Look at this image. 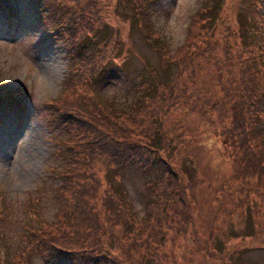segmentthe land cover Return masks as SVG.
<instances>
[{
    "label": "rangeland",
    "instance_id": "374dc122",
    "mask_svg": "<svg viewBox=\"0 0 264 264\" xmlns=\"http://www.w3.org/2000/svg\"><path fill=\"white\" fill-rule=\"evenodd\" d=\"M5 2L12 5L16 14L13 18L16 28L8 29L0 14V84L18 91L26 105L28 99L30 103L23 123L12 120L10 124L7 120L14 127L9 129L10 134L3 133L0 127V264H9L8 253H20L15 250L23 239L26 223L31 221V209L46 220L55 218L53 195L61 183L57 171L65 163L67 134L62 126L65 114L54 105V100L69 89L65 88L68 78L80 74L74 95L79 88L89 95L92 88L103 101L113 103L114 110H126L128 104L139 98L141 85L166 83L174 71L186 73L188 62L195 67L200 87L207 80L224 86L231 74L223 61L217 65L213 57L227 44L235 49L245 39L255 45L253 55L264 60V0H146L142 17L135 16L133 4L126 0ZM63 5L65 9L72 5L77 11H66L64 23L58 19ZM205 6L211 9L201 12ZM76 13H85L83 20L89 23L82 28L83 32L76 33L77 49L73 41L58 39L70 16ZM197 13L206 19L214 18V33L205 36L201 27L202 35L197 34L198 29L193 32L195 44L184 48ZM148 31L156 32L157 43L168 48L167 70L152 48L154 41L145 37ZM62 35L70 38L66 31ZM114 36L120 42L123 39L122 47ZM203 52L206 55L196 56ZM97 72L101 74L90 87V74ZM259 84L262 89L259 109L264 111V74ZM218 87L215 89L219 90ZM210 88L203 91L214 98L213 102H220L222 90L213 95V87ZM152 93L148 90L147 95ZM187 112L186 105H177L163 116L166 134L172 140L170 146L174 147L170 149L166 143L158 153V157L176 168L183 183L189 181L185 194L191 201L194 227L199 234L196 237L200 239L192 235L176 239L173 249L176 264H264V211L249 215L245 210L248 202L233 209L232 203L222 198L237 183L231 175V157L220 137L227 116H218L216 111L200 106H196L194 114ZM205 119L214 122L210 124ZM215 119H221V123L216 124ZM257 126L264 136V114ZM159 176L160 169L154 167L144 174L128 166L110 170L107 181L124 198L135 217L142 219L147 205L143 196L147 192L146 182ZM253 202L264 204L262 199ZM163 247L165 252L171 249L168 243ZM63 258L33 253L29 264H72Z\"/></svg>",
    "mask_w": 264,
    "mask_h": 264
},
{
    "label": "trees",
    "instance_id": "16d2710c",
    "mask_svg": "<svg viewBox=\"0 0 264 264\" xmlns=\"http://www.w3.org/2000/svg\"><path fill=\"white\" fill-rule=\"evenodd\" d=\"M122 1L119 0V3ZM126 2L133 4L135 16L144 15L146 0ZM11 6L5 0H0V14L6 21L4 25L8 29H15L13 18L16 14ZM66 9L63 5L58 14V19L63 23L67 17L66 11L77 12L72 5H67ZM209 9V6H205L201 12ZM84 14L70 16L58 39H69L74 43L76 33L83 32L82 28L89 25L83 20ZM203 17L201 13L194 17L184 48L195 44L193 32L197 29L198 35H202L201 27L205 36L214 33V18ZM202 19L206 20L203 22ZM139 24L142 25L141 22ZM64 31L70 34V38L62 35ZM146 34L147 39L154 41L152 48L159 54L163 69L167 70L170 66L167 61L168 48L161 42L157 43L159 37L156 32L148 31ZM114 38L122 47L123 39L120 42L119 38ZM74 45L77 49L78 46ZM254 46L244 39L235 49L227 44L221 53L217 52L218 55L213 57L217 65H220L217 62L223 61V66L231 74L224 86L213 81L208 83L207 80L200 87L195 78V67L188 62L186 73L176 70L166 83L141 85L139 98L128 104L126 110H114L113 103L103 101L92 88L88 90L89 95L84 94L83 89L80 91L81 88L74 95L80 74L73 79L68 78L65 88L69 89L54 100V105L65 114L62 126L67 134L63 150L65 163L57 171L61 183L53 195L55 218L46 220L31 209V221L26 223L23 239L15 250L20 253H8L9 264H29V256L33 253L43 257L56 255L68 258L72 264H163L166 260V264H176L173 250L176 239L179 236L199 235L194 227L191 201L185 194L189 181L183 183L176 168L158 157L159 150L165 148L166 143L170 149L174 147L170 146L172 140L166 134L163 116L177 105H186L188 114H194L196 106H200L216 111L218 116H227L220 137L231 157V175L237 183L236 188L223 193L222 198L232 203L233 209H240L248 202L245 210L249 215L263 213L264 204L253 202L264 200V136L263 130L257 126L260 116L264 114L259 109L262 95L259 81L264 74V60L260 55H253ZM206 52L196 56L206 55ZM208 59L211 60V57ZM100 74H90V87ZM179 82L183 83L181 88ZM210 87H213V95L222 90L220 102H213L214 98L203 91ZM148 90L153 93L147 95ZM17 92L0 84V127L3 133L10 134V130L14 129L7 120H10V124L12 120L23 123L22 119L27 115L26 106L30 99L26 105ZM163 105H166L165 108ZM204 121L210 124L214 122ZM73 122L77 125L73 126ZM215 122L221 123V119H215ZM128 166H134L144 174L153 167L160 169L159 177L146 182L147 192L143 196L147 205L142 219L135 217L124 198L107 181L110 170H121ZM196 239L200 240L198 237ZM166 243L171 248L169 252L163 251Z\"/></svg>",
    "mask_w": 264,
    "mask_h": 264
}]
</instances>
